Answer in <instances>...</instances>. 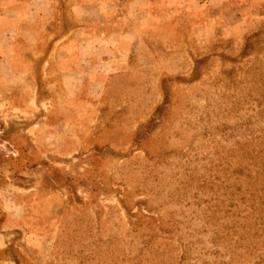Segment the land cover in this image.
I'll return each mask as SVG.
<instances>
[{"label": "rangeland", "instance_id": "374dc122", "mask_svg": "<svg viewBox=\"0 0 264 264\" xmlns=\"http://www.w3.org/2000/svg\"><path fill=\"white\" fill-rule=\"evenodd\" d=\"M130 1L37 0L1 24L0 264L149 241L164 264L223 261L201 181L264 131V0Z\"/></svg>", "mask_w": 264, "mask_h": 264}, {"label": "trees", "instance_id": "16d2710c", "mask_svg": "<svg viewBox=\"0 0 264 264\" xmlns=\"http://www.w3.org/2000/svg\"><path fill=\"white\" fill-rule=\"evenodd\" d=\"M213 165L206 170L207 178L201 181L206 198L204 226L210 229L214 255H219L221 250L223 261L215 259L211 264H239L250 259L261 264L264 262V131L236 142ZM196 198L194 194L192 199ZM91 246L99 244L94 242ZM150 246L149 241L135 256L123 251L117 259L111 257V264H164L155 260L157 250ZM181 246L184 251V245ZM104 255L108 259V251ZM177 257L170 264H181Z\"/></svg>", "mask_w": 264, "mask_h": 264}, {"label": "crops", "instance_id": "0c3cea01", "mask_svg": "<svg viewBox=\"0 0 264 264\" xmlns=\"http://www.w3.org/2000/svg\"><path fill=\"white\" fill-rule=\"evenodd\" d=\"M35 1H37V0H0V4L1 3H7V4H9V5H12L13 6V9L12 8H10L9 10H8V12L6 13L5 11H1V9H0V31H1V24H2V22L3 21H5L6 19H16V18H20V16L17 14V13H15L13 10H15L14 9V6H16V5H26V6H28V5H30L31 3H33V2H35ZM155 0H132V1H130L128 4H125V6H123V10H125V11H127V12H129V14L131 13V14H133V13H136V15H138V13L139 14H141V13H145V11L144 10H142V11H140V10H138V11H135V9H137V7L138 6H142L143 5V8H147L148 6H151V5H153V2H154ZM39 2H42V0H39ZM36 3V2H35ZM29 7V6H28ZM135 8V9H134ZM147 14H152V12H149V11H147L146 12ZM153 15V14H152ZM147 17H148V15H147ZM3 25V24H2ZM105 35V34H104ZM58 43V42H57ZM57 43H55V45L54 46H56L57 45ZM109 45H110V43H109ZM57 47V46H56ZM112 47V46H111ZM54 49V48H53ZM59 49V48H58ZM58 49H56V50H58ZM111 50V49H110ZM104 64V63H103ZM68 73H75L74 71H71V72H68ZM102 80H103V78L102 77H98L97 78V82H102Z\"/></svg>", "mask_w": 264, "mask_h": 264}]
</instances>
